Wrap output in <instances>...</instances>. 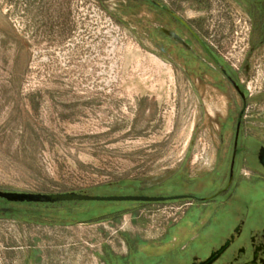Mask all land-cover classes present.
Listing matches in <instances>:
<instances>
[{
  "label": "rangeland",
  "instance_id": "1",
  "mask_svg": "<svg viewBox=\"0 0 264 264\" xmlns=\"http://www.w3.org/2000/svg\"><path fill=\"white\" fill-rule=\"evenodd\" d=\"M156 3L246 90L234 185L209 203L0 199V264H191L246 206L264 218V0H0V190L201 199L224 189L237 118L201 60L155 28L211 62Z\"/></svg>",
  "mask_w": 264,
  "mask_h": 264
},
{
  "label": "flooded vegetation",
  "instance_id": "2",
  "mask_svg": "<svg viewBox=\"0 0 264 264\" xmlns=\"http://www.w3.org/2000/svg\"><path fill=\"white\" fill-rule=\"evenodd\" d=\"M156 4L159 9H161L162 11H165L166 14L170 15L169 13H167L168 9H166L162 4L160 3H156ZM170 17H172L174 21L180 24V26L184 28V30L186 31L188 36L191 38V40L196 42L203 49L207 58L210 59L211 61L210 63L207 62L205 59H202L200 56H197L196 52L194 51V47L191 44V41L187 39L185 36H182L178 31L169 30L162 26H156L155 28H158L162 34H164L162 32V29L173 31L177 33L179 37H181L184 40V42L188 45V47L182 44H178L175 40H173L172 38L164 34L168 39L172 40L177 46L184 48L195 58H198L201 60L202 65H205L206 68L208 69L206 70L208 71L206 73L210 72L214 75V82L209 84L212 90L217 94L223 95L225 98H227L230 101L229 113L231 116H235L237 118L236 127H235L236 141L234 142V151H233V155H232L231 163L229 167L228 182L226 186L224 187V189H222L220 192H218L211 198H201L200 199L192 195H181V196L188 197V198H185L184 200H189V201L198 202V203H209V202H212L213 199H216L228 193V191L234 185L235 177H236L237 156H238V150H239L238 149L239 142L237 139L240 135V132L243 126V119H244L246 109H247V93L242 83L238 82L236 77L233 76L223 66V64L214 55L213 51L206 44L205 40L202 39V37H200L197 34V32L194 31V29H192V27L188 23L186 26L179 19L173 17L172 15H170ZM161 50L164 53L168 52L165 48H162V47H161ZM193 90L195 91L196 95L199 97L200 116L204 117L206 114V111H205V108L202 102L203 96L200 90L198 89L197 84L193 85ZM202 90L203 91L205 90L204 87ZM238 101L242 103L241 107H239ZM241 115H242L241 126L240 128H238V122H239V118L241 117ZM217 172L220 173L221 169L218 168ZM232 174H233V177H232ZM247 209L248 207L246 206V211L241 215L238 221V224L234 228L233 232H231L224 241L225 243L226 240H228L231 237V235L235 232V230L239 228V233L235 239V242L233 243L231 248L214 264H264V218L259 219L257 215L254 216L252 213L248 212ZM221 246H219L216 249H211L206 257H194L191 264L193 263L199 264L207 260L210 257L211 253L213 251H217Z\"/></svg>",
  "mask_w": 264,
  "mask_h": 264
},
{
  "label": "water",
  "instance_id": "3",
  "mask_svg": "<svg viewBox=\"0 0 264 264\" xmlns=\"http://www.w3.org/2000/svg\"><path fill=\"white\" fill-rule=\"evenodd\" d=\"M161 6V5H159ZM167 13L173 17L179 19L184 25L187 26V23L180 19L174 12L167 10ZM191 30V29H190ZM162 32L175 40L178 44H182L186 47L188 45L184 40L179 37V35L173 31L167 29H162ZM242 115L239 118L238 128L241 126ZM258 162L264 169V147H262L258 154ZM233 177V174H232ZM188 198L186 196H174V197H149V196H95L90 194L82 193H57V194H43V193H26V192H14L0 190V199L7 201L8 203H29V204H42L45 206H55L63 203H89V202H143V203H157V202H166L169 200H180ZM239 233V228L231 235V237L226 240V242L217 250L213 251L210 257L199 263V264H214L218 261L233 245L235 239ZM197 264V263H193Z\"/></svg>",
  "mask_w": 264,
  "mask_h": 264
},
{
  "label": "built area",
  "instance_id": "4",
  "mask_svg": "<svg viewBox=\"0 0 264 264\" xmlns=\"http://www.w3.org/2000/svg\"><path fill=\"white\" fill-rule=\"evenodd\" d=\"M93 17L101 22L102 20H104L107 23V33L111 32V33H115L118 31V27H116V25L112 22V20L109 17H106L105 15H103L98 9H94L93 10Z\"/></svg>",
  "mask_w": 264,
  "mask_h": 264
}]
</instances>
